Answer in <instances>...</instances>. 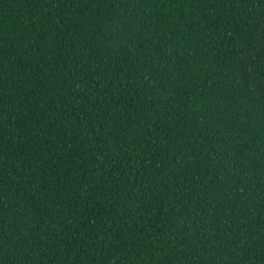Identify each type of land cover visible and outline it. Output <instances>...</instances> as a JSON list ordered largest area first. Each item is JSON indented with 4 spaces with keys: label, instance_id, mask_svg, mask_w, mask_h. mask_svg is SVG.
<instances>
[{
    "label": "trees",
    "instance_id": "obj_1",
    "mask_svg": "<svg viewBox=\"0 0 264 264\" xmlns=\"http://www.w3.org/2000/svg\"><path fill=\"white\" fill-rule=\"evenodd\" d=\"M0 264H264V0H0Z\"/></svg>",
    "mask_w": 264,
    "mask_h": 264
}]
</instances>
